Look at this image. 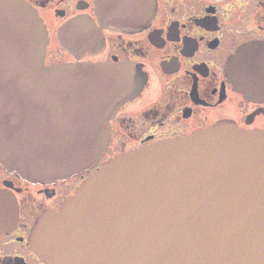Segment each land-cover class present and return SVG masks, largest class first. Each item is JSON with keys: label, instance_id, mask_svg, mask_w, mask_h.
<instances>
[{"label": "water", "instance_id": "95a60500", "mask_svg": "<svg viewBox=\"0 0 264 264\" xmlns=\"http://www.w3.org/2000/svg\"><path fill=\"white\" fill-rule=\"evenodd\" d=\"M153 7L95 2L104 22L142 24ZM46 44L35 8L0 0V160L52 181L100 158L136 72L45 64ZM31 245L49 264H264V132L217 125L119 154L37 221Z\"/></svg>", "mask_w": 264, "mask_h": 264}, {"label": "flooded vegetation", "instance_id": "af4514ba", "mask_svg": "<svg viewBox=\"0 0 264 264\" xmlns=\"http://www.w3.org/2000/svg\"><path fill=\"white\" fill-rule=\"evenodd\" d=\"M25 1L45 26V64H127L135 86L88 170L33 180L0 160V264H49L32 248L35 224L117 155L217 125L264 132V0H154L142 24L102 21L96 0Z\"/></svg>", "mask_w": 264, "mask_h": 264}]
</instances>
